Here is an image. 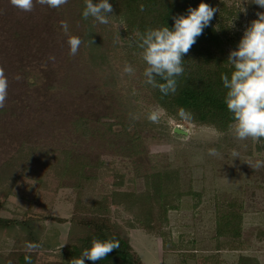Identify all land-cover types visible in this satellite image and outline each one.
<instances>
[{
  "label": "trees",
  "instance_id": "obj_1",
  "mask_svg": "<svg viewBox=\"0 0 264 264\" xmlns=\"http://www.w3.org/2000/svg\"><path fill=\"white\" fill-rule=\"evenodd\" d=\"M108 2L113 11L109 22L101 24L91 17L83 19L84 0H68L56 9L34 0L31 12L0 0V67L9 81L8 97L0 109V210L17 175L29 169V164L43 160L45 172L76 192L72 216L54 218L69 223L68 237L81 242L82 250L93 238L118 240L120 247L96 264H106L114 255L124 258V264H144L129 244V230L140 228L160 237L167 248L163 231L169 211L181 207L184 196L199 194L191 186L183 188L178 168L169 162L156 163L149 156L146 129L152 122L140 119L129 96L122 92L112 59L120 58L134 68L138 91L162 108L168 118L212 127L226 137L233 117L224 103L226 89L221 75L230 76L229 52L237 48L246 27L264 8L252 0H203L218 11L183 57L184 73L175 77L176 92L164 95L145 83L146 64L139 56L137 33L163 26L171 29L174 16L186 15L188 8L201 0ZM244 14L249 17L243 25ZM61 21L68 23L71 35L83 41L75 56L69 55ZM50 56L55 59L50 60ZM103 67L109 70L108 77L99 75L98 69ZM17 74L19 80L13 78ZM156 80L164 82L159 77ZM133 115L139 119H132ZM255 149L263 151L264 140L255 142ZM102 155L143 162L146 167L143 171L138 167L128 176L115 160L110 164ZM259 173L264 175V167ZM138 178L142 180L141 190L125 187L126 182ZM100 179L110 182L107 191L98 186ZM223 202H216V251L235 248L242 242V202L231 198ZM113 205L129 217L123 222L115 219ZM48 217L31 210L19 217L0 215V233L14 238L13 247L0 252V264H29L26 256L35 264L36 251L54 247L56 238L44 233L45 227L37 223ZM31 244L38 247L30 251ZM79 256H65L62 264H72ZM85 264L92 262L85 260ZM238 264L259 261L240 254Z\"/></svg>",
  "mask_w": 264,
  "mask_h": 264
},
{
  "label": "rangeland",
  "instance_id": "obj_2",
  "mask_svg": "<svg viewBox=\"0 0 264 264\" xmlns=\"http://www.w3.org/2000/svg\"><path fill=\"white\" fill-rule=\"evenodd\" d=\"M248 15L244 14L241 19L243 25ZM86 55L89 56L87 52ZM125 63L120 58L112 59V65L118 69L119 87L129 96L140 119L146 120L147 113L153 110L160 114L158 123L147 125L149 156L156 163L169 162L172 167L178 168L183 188L191 186L199 194L184 196L181 207L169 211L163 231L167 248H164L160 237L147 234L140 228L132 230L130 246L144 264H238L240 254L260 257V264H264V175L259 173L262 167L251 168L245 162L255 164L257 160L264 161V150L256 151L255 141L251 139L239 141L231 134L223 137L212 127L185 121L176 123L168 118L162 108L149 102L143 92L138 91L136 71L133 75L123 73ZM98 73L103 77L110 75L104 67L98 69ZM175 127L187 133L182 137L174 136L170 130ZM212 148L221 153V157L210 156L208 150ZM1 151L3 147L0 146ZM233 151L239 152V158H232ZM102 157L110 164L111 159L115 160V165L127 171L128 176H133L138 167L142 171L146 167L143 162L142 165L141 162L136 164L118 156ZM29 166L17 175L10 194L3 198L6 203L0 215L19 217L26 210L49 215L37 223L45 227L44 233L56 238L57 244L49 250L36 251L35 264H61L72 245L66 242L69 223H59L54 218L72 216L76 192L67 184L59 185L51 173L45 172L47 167L43 160ZM107 182L110 183L100 179L98 186L107 191ZM125 187L141 190L142 180L138 178L135 182H126ZM229 198L242 202V242L235 248L225 247L216 251L217 241L213 231L216 202L224 203ZM111 208L115 210V219L123 222L129 217L115 205ZM13 244L14 238L0 233V252H8ZM106 264H124V258L114 255L107 259Z\"/></svg>",
  "mask_w": 264,
  "mask_h": 264
},
{
  "label": "clouds",
  "instance_id": "obj_3",
  "mask_svg": "<svg viewBox=\"0 0 264 264\" xmlns=\"http://www.w3.org/2000/svg\"><path fill=\"white\" fill-rule=\"evenodd\" d=\"M10 4L23 12H31L34 8V0H9ZM68 0H35V3L50 8H60ZM255 4L264 8V0H252ZM85 7L82 17L88 20L93 18L101 24L109 22L108 16L112 13V5L108 0H84ZM141 10L143 7L141 6ZM218 9L204 3L203 0L196 7H189L186 15H177L172 19L174 26L160 28H149L144 33H137V47L141 49L139 56L145 62L143 75L145 83L167 95L175 93L177 81L175 77L184 73L183 57L187 55L196 43L203 30L210 26ZM258 19H254L243 32L235 50L229 52L227 62L232 67L230 76L221 75L223 87L226 89L224 103L232 114V122L228 125L229 133L239 141L259 142L264 140V12L257 13ZM63 33L67 36L69 55H77L83 41L79 36L69 33L66 21H61ZM92 43V42H91ZM50 60L55 58L50 56ZM134 68L125 63L123 73L133 75ZM159 77L163 83L157 82ZM20 79L17 74L13 77ZM9 81L4 69L0 67V109L5 106L8 97ZM132 119H139L132 116ZM146 118L152 123H158L160 114L156 111L147 113ZM208 154L221 157L215 148L209 149ZM239 152L233 151L232 158H239ZM251 168L264 167V161L257 160L250 164ZM63 245V244H62ZM61 245V246H62ZM29 250H35L38 245L31 244ZM120 247L115 238L98 239L93 238L90 245L84 248L81 255L72 261V264H85V260L96 264L103 260L114 249ZM29 261L30 257H25Z\"/></svg>",
  "mask_w": 264,
  "mask_h": 264
},
{
  "label": "crops",
  "instance_id": "obj_4",
  "mask_svg": "<svg viewBox=\"0 0 264 264\" xmlns=\"http://www.w3.org/2000/svg\"><path fill=\"white\" fill-rule=\"evenodd\" d=\"M68 228H69V224H68ZM132 230L134 231V228H133V229H130L129 232H128L129 244H130L131 238H132V236H133V232H132ZM153 236H154V235H153ZM66 242H67V243H72V245H71V247H70V252H69L68 255H71V254H72V256H75V257L79 256V254H80L81 251H82V243L79 242V241H77V240H75V239L69 240V238H68V232H66ZM130 245H131V244H130ZM131 247H132V246H131ZM72 250H73V251H72ZM77 250H78V251H77ZM68 255H66V256H68ZM65 259H66V258H64V260H63L62 263L65 262ZM257 259H258L259 264H260V263H261L260 257H259V258L257 257ZM62 263H61V264H62Z\"/></svg>",
  "mask_w": 264,
  "mask_h": 264
},
{
  "label": "water",
  "instance_id": "obj_5",
  "mask_svg": "<svg viewBox=\"0 0 264 264\" xmlns=\"http://www.w3.org/2000/svg\"><path fill=\"white\" fill-rule=\"evenodd\" d=\"M173 132L178 133V134H182V135H185L187 133L186 130L180 129L178 127L173 128Z\"/></svg>",
  "mask_w": 264,
  "mask_h": 264
}]
</instances>
